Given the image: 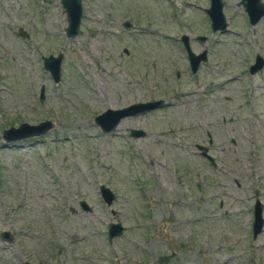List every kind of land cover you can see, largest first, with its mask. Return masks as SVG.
I'll return each instance as SVG.
<instances>
[{"label":"rangeland","instance_id":"1","mask_svg":"<svg viewBox=\"0 0 264 264\" xmlns=\"http://www.w3.org/2000/svg\"><path fill=\"white\" fill-rule=\"evenodd\" d=\"M221 2L227 25L211 32L209 0H80L68 38L60 0H0V264H264V223L251 237L255 196L264 219V63L247 71L264 61V15L250 25L240 0ZM181 35L206 50L194 74ZM57 54L53 82L42 57ZM155 99L109 133L93 122ZM41 121L40 135L1 137ZM109 222L123 226L110 241Z\"/></svg>","mask_w":264,"mask_h":264},{"label":"water","instance_id":"2","mask_svg":"<svg viewBox=\"0 0 264 264\" xmlns=\"http://www.w3.org/2000/svg\"><path fill=\"white\" fill-rule=\"evenodd\" d=\"M60 4L63 12L66 17V26L64 28V35L68 38H71L80 33L79 22L81 18V3L80 0H60ZM240 4L243 7L244 12L246 13L247 21L250 25L255 24L263 15H264V6L259 0H240ZM222 2L221 0H209L208 7L205 8V13L209 19V27L211 32H223L226 27V22L224 16L221 12ZM124 28H129L130 23L128 21L123 22ZM18 34L22 37H27V34L19 29ZM199 41L205 39L204 36H197ZM182 45L184 46L188 66L192 73H194L201 61L205 60V51H202L198 54L193 53L188 45V38L186 35H181L179 37ZM61 54L56 56L48 55L42 57V66L46 70L53 82H57L59 79V68H60ZM263 64V59L258 55L255 56L252 64L248 66V72L250 74L259 70ZM39 99H42V89L40 90ZM163 104L162 99L149 100L144 102H134L128 104L124 107L117 109L107 108L104 111L93 117V122L99 127L101 132L109 133L115 129L120 119L126 116L141 114L147 112L151 109L157 108ZM49 121H41L37 124H28L25 122L20 123L17 127H7L2 130L1 137L5 141L20 140L30 136H37L44 133L50 127ZM130 136L137 137L143 134V131L140 129H132L129 132ZM202 149L201 154L207 158V160L212 164L211 157L205 152L206 147L198 146ZM99 195L105 204H110L113 195L108 188L100 185L99 186ZM83 209H87V206L81 202ZM264 219L262 217V203L255 196L254 202L252 205V222H251V237L254 238L262 229ZM123 230L118 222H109L106 228V235L108 241L113 237L120 236ZM0 238L4 241L10 240V235L7 232L0 233ZM22 264H31L27 261H23ZM45 264V263H41ZM155 264V263H148Z\"/></svg>","mask_w":264,"mask_h":264},{"label":"flooded vegetation","instance_id":"3","mask_svg":"<svg viewBox=\"0 0 264 264\" xmlns=\"http://www.w3.org/2000/svg\"><path fill=\"white\" fill-rule=\"evenodd\" d=\"M182 47H183V49H184V46H183V45H182ZM184 51H185V49H184ZM202 51H205V60H206V50H205V49H202L200 52H202ZM200 52H199V53H200ZM185 53H186V52H185ZM195 54H198V53H195ZM186 57H187V55H186ZM205 60H204V61H201V62H205ZM263 63H264V61H263ZM199 64H200V63H199ZM262 65H263V64H262ZM198 67H199V65H198ZM198 67H197V69H198ZM261 67H262V66H261ZM197 69H196V71H197ZM189 70H190V69H189ZM196 71H195V72H196ZM247 71H248V70H247ZM190 72H191V71H190ZM195 72H194V73H195ZM194 73L191 72V74H194ZM248 73H249V72H248ZM178 74H179V73L176 72V75H177V76H178ZM209 141H210V140H208V143H207V144H209ZM196 147H197V146H196ZM197 149L199 150V152H198L199 155H200L201 157L205 158V157L201 154L202 149L199 148V147H197ZM205 152L207 153V149H206ZM207 154H208V153H207ZM209 156H210V155H209ZM205 159L207 160V158H205ZM207 161H208V160H207ZM208 162H209V161H208ZM209 163H210V162H209ZM212 163H213V161H212ZM254 192H257V191H254Z\"/></svg>","mask_w":264,"mask_h":264},{"label":"bare ground","instance_id":"4","mask_svg":"<svg viewBox=\"0 0 264 264\" xmlns=\"http://www.w3.org/2000/svg\"><path fill=\"white\" fill-rule=\"evenodd\" d=\"M134 2H135V1H134ZM134 2H133V3H134ZM260 87H261V86H260ZM259 94H260V93H259ZM256 95H257V94H256ZM257 96H258V95H257ZM259 98H260V97H259Z\"/></svg>","mask_w":264,"mask_h":264}]
</instances>
